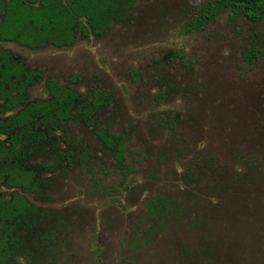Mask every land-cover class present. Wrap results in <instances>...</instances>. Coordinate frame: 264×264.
<instances>
[{
  "label": "rangeland",
  "instance_id": "374dc122",
  "mask_svg": "<svg viewBox=\"0 0 264 264\" xmlns=\"http://www.w3.org/2000/svg\"><path fill=\"white\" fill-rule=\"evenodd\" d=\"M208 1L144 0L104 37L69 49L3 45L42 76L30 102L49 99L47 81L89 103L96 90L110 99L92 127L69 123L80 143L72 167L39 198L26 194L74 224L48 264H264V46L245 64L249 25L226 16L188 35ZM108 128L125 139L127 180L95 134ZM158 195L180 218L146 238L145 202Z\"/></svg>",
  "mask_w": 264,
  "mask_h": 264
},
{
  "label": "trees",
  "instance_id": "16d2710c",
  "mask_svg": "<svg viewBox=\"0 0 264 264\" xmlns=\"http://www.w3.org/2000/svg\"><path fill=\"white\" fill-rule=\"evenodd\" d=\"M144 0H0V264H48L67 245L73 221L64 212L40 208L36 198L50 187L51 176L71 168L80 143L69 123L94 125L97 112L110 99L96 90L92 102L52 81L49 99L30 102L29 90L42 81L4 44L30 51L72 48L79 39L102 38L123 24ZM226 16L232 26L248 25L243 61L254 66L263 55L264 0H209L185 26L188 35L216 25ZM181 62L189 65L183 54ZM171 124V121L169 122ZM104 149L113 154L123 180L135 173L128 165L125 139L96 130ZM175 200L158 195L146 200L144 218L153 225L146 238L176 225Z\"/></svg>",
  "mask_w": 264,
  "mask_h": 264
},
{
  "label": "flooded vegetation",
  "instance_id": "af4514ba",
  "mask_svg": "<svg viewBox=\"0 0 264 264\" xmlns=\"http://www.w3.org/2000/svg\"><path fill=\"white\" fill-rule=\"evenodd\" d=\"M25 65V64H24ZM26 66V65H25ZM36 72V71H35ZM39 73V72H38ZM40 74V73H39ZM41 75V74H40ZM31 89V88H30Z\"/></svg>",
  "mask_w": 264,
  "mask_h": 264
}]
</instances>
